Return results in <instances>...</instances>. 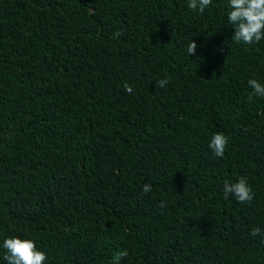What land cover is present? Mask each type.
<instances>
[{"label": "trees", "instance_id": "16d2710c", "mask_svg": "<svg viewBox=\"0 0 264 264\" xmlns=\"http://www.w3.org/2000/svg\"><path fill=\"white\" fill-rule=\"evenodd\" d=\"M227 5L0 0V264L6 238L44 264H264V98L247 84L264 85V39L233 42ZM238 177L250 204L223 198Z\"/></svg>", "mask_w": 264, "mask_h": 264}, {"label": "clouds", "instance_id": "9594fccd", "mask_svg": "<svg viewBox=\"0 0 264 264\" xmlns=\"http://www.w3.org/2000/svg\"><path fill=\"white\" fill-rule=\"evenodd\" d=\"M212 3V0H187L189 10L203 13L206 8ZM227 7L230 9L227 14V21L234 29V35L231 40L237 44L243 43L252 45L259 43L264 39V0H228ZM119 32L113 34V38H117ZM197 45L193 41H189L187 45V54L195 55ZM169 81L160 79L156 81V85L164 88ZM248 86L253 90L248 100L254 102V97L264 98V85H261L257 80L249 79ZM123 88L127 93L132 94L133 88L126 82ZM228 145V139L223 132L214 133L208 144L209 149L215 157L223 158ZM142 192L147 194L152 191L150 184L142 186ZM232 195L238 203L250 204L254 199V193L248 184L246 178L238 177L236 182L225 181L223 184V198L228 199ZM163 208L165 202L161 201L158 205ZM259 227H253L249 235H261ZM264 243V240L261 241ZM5 250L3 256L6 264H44L47 256L43 251L36 248L35 243L30 239L6 238L2 245ZM128 256L127 250H121L116 254L114 264H119L120 260Z\"/></svg>", "mask_w": 264, "mask_h": 264}, {"label": "water", "instance_id": "95a60500", "mask_svg": "<svg viewBox=\"0 0 264 264\" xmlns=\"http://www.w3.org/2000/svg\"><path fill=\"white\" fill-rule=\"evenodd\" d=\"M93 12H94V10L91 8V9H90V13L92 14Z\"/></svg>", "mask_w": 264, "mask_h": 264}]
</instances>
